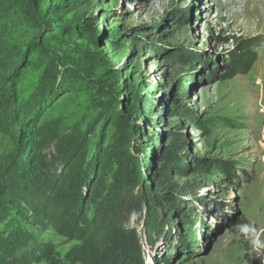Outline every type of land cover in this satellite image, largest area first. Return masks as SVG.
I'll list each match as a JSON object with an SVG mask.
<instances>
[{
  "label": "rangeland",
  "instance_id": "rangeland-1",
  "mask_svg": "<svg viewBox=\"0 0 264 264\" xmlns=\"http://www.w3.org/2000/svg\"><path fill=\"white\" fill-rule=\"evenodd\" d=\"M11 2L12 9L0 15V51L7 67L25 55L21 101L44 87L47 62L34 50L41 41L61 45L60 54L72 60L102 55L117 71L123 97L140 77L148 93L156 90L153 105L161 108L174 98L168 108L182 111L174 117L154 109L164 123L153 128L145 116L120 108L130 124L150 134L156 129L160 145H167L166 132L181 127L179 154L187 157V173L170 182L194 187L187 195L171 191L186 218L158 214L160 233L150 238L146 212L131 215L125 228L137 235L142 264H164L163 257L169 264H264V0H118L115 7L108 0H83L61 19L51 17L52 30L41 33L29 23L25 1ZM78 18L98 32L97 47L57 34ZM118 24L135 32H124L119 38L125 48L113 52L104 41ZM246 41L257 59L247 74L227 79L230 52ZM40 99L38 173L20 169L0 188V264H135L118 235L94 229L101 197L118 182L123 145L115 142L109 120H102L100 103L82 90ZM127 151L142 164V154ZM14 154V140L0 129V166ZM197 161L207 168L197 170Z\"/></svg>",
  "mask_w": 264,
  "mask_h": 264
},
{
  "label": "trees",
  "instance_id": "trees-1",
  "mask_svg": "<svg viewBox=\"0 0 264 264\" xmlns=\"http://www.w3.org/2000/svg\"><path fill=\"white\" fill-rule=\"evenodd\" d=\"M25 14L29 23L38 30V33L51 31V17H59L65 9H77L83 3V0H24ZM109 5L115 7L118 0H108ZM61 3H66V7ZM73 5V6H70ZM12 9L11 0H0V15ZM113 19H118L116 10H110ZM84 19L78 18L75 22H68L59 29L61 37L83 39L97 47L98 32H93L92 26L88 25ZM83 21V22H82ZM121 22L122 20H117ZM72 24V25H71ZM143 28H146L143 26ZM134 36V31H127L122 24L109 29L106 33L107 39L104 41V47L111 51H119L121 39L125 33ZM152 33V31H150ZM149 36V35H148ZM145 43L146 39H143ZM252 44L248 41L241 43L236 50L230 52L231 64L227 66V79H232L237 75L247 74L257 56L254 52H249ZM133 48V47H132ZM149 49V48H148ZM34 50L42 53L46 60V73L42 84L44 87L39 96H32L26 102L21 101L18 96V82L24 69L25 55L11 61L8 67L5 65L4 52L0 51V129L3 133L10 136L15 143V154L11 156L6 165L0 166V188L14 177L18 170L25 169L32 171L33 175L38 173L36 152L38 149V126L36 119L41 112V105L44 100L40 97L49 95L51 99L54 94L61 91L69 92L74 90L85 91L94 100L98 101L102 108V120L108 119L109 125L114 129V139L116 143L122 145V153L118 155L119 171L118 182L113 184L108 191L101 197L96 214L94 215V229L99 235L113 233L119 236L120 241L124 242V247L131 253V262L142 264L141 247L138 245L135 231H128L125 228L132 214H140L145 211L146 218L144 222L147 238L153 233H160L161 213L165 215L176 214L180 218H186L185 210H180V203L174 200L171 191H180L181 195L191 193L194 187L181 188L170 182L175 174L186 175L187 157L179 154L184 148L181 141L180 129L175 127L174 131L166 132L167 145H160V136L152 131L140 127L136 124H130V121L122 114L120 108L127 109L133 115L145 116V124L148 127L156 128L164 123L162 116L158 118L154 109H162L163 113H175L174 117H180L182 111L169 109L172 101H165L157 107L151 103L155 91L147 92L148 86L140 77L133 78V87L126 97H123L118 83L117 71L112 63L99 55L96 58L84 57L72 60L64 54L61 45H52L48 43H35ZM137 48H134L136 51ZM142 51V50H141ZM180 56V55H179ZM185 63L183 56L178 59ZM148 94L150 96L148 97ZM175 97V95H174ZM35 100L34 106L30 104ZM166 110V111H165ZM139 120V119H138ZM157 137V138H156ZM124 139V141H123ZM158 139V144L154 145ZM132 147L135 152L143 155L142 164L136 157L128 154L127 149ZM115 148V146H114ZM159 160L158 168H154V162ZM185 164V165H184ZM72 165H69L70 168ZM215 166H218L215 164ZM196 168L199 171L205 170L207 164L197 161ZM143 169V170H142ZM226 175L230 170L227 166L221 167ZM144 173V177L142 174ZM52 183L48 184L52 186ZM47 184V179L43 180ZM117 184V185H116ZM100 186V185H98ZM170 190V192H169ZM38 200V195L35 196ZM43 206V205H40ZM156 215V218L154 217ZM146 238V237H145ZM164 264L167 263V257H163Z\"/></svg>",
  "mask_w": 264,
  "mask_h": 264
}]
</instances>
